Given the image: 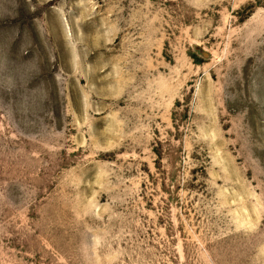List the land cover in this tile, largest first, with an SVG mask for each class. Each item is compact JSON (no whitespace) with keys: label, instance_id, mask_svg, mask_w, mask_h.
<instances>
[{"label":"rangeland","instance_id":"rangeland-1","mask_svg":"<svg viewBox=\"0 0 264 264\" xmlns=\"http://www.w3.org/2000/svg\"><path fill=\"white\" fill-rule=\"evenodd\" d=\"M0 264H264V0H0Z\"/></svg>","mask_w":264,"mask_h":264}]
</instances>
